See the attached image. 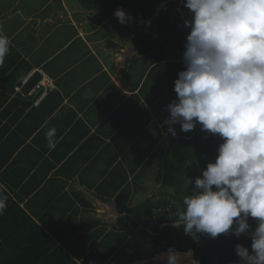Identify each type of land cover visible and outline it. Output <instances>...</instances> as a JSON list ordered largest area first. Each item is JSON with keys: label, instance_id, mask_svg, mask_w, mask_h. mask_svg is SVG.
<instances>
[{"label": "crops", "instance_id": "1", "mask_svg": "<svg viewBox=\"0 0 264 264\" xmlns=\"http://www.w3.org/2000/svg\"><path fill=\"white\" fill-rule=\"evenodd\" d=\"M125 12L121 23L84 0H0L11 41L0 65V264L18 250L20 264H71L64 252L117 264L150 247L137 251L134 230L173 200L159 174L187 132L177 123L173 137L164 121L186 65L168 37L146 50L148 20Z\"/></svg>", "mask_w": 264, "mask_h": 264}, {"label": "clouds", "instance_id": "2", "mask_svg": "<svg viewBox=\"0 0 264 264\" xmlns=\"http://www.w3.org/2000/svg\"><path fill=\"white\" fill-rule=\"evenodd\" d=\"M185 7L193 13L184 22L190 27L186 68L175 80L177 99L167 105L164 123L173 137L172 125L189 132L200 124L223 142L194 186L185 179L191 192L184 195L173 226L193 237L216 238L233 230L240 236L250 228L248 218L256 219L252 251L237 244L236 252L247 264H264V0H186ZM114 15L121 23L129 20L122 8ZM10 46L0 34V65ZM55 133L54 127L45 133L50 149ZM6 207L0 193V214ZM167 264H180L173 249Z\"/></svg>", "mask_w": 264, "mask_h": 264}, {"label": "trees", "instance_id": "3", "mask_svg": "<svg viewBox=\"0 0 264 264\" xmlns=\"http://www.w3.org/2000/svg\"><path fill=\"white\" fill-rule=\"evenodd\" d=\"M84 1L98 7L101 19L115 12L118 8L128 11L138 19H147L146 24L150 32L147 33L146 43H150V45L145 49L148 51L158 47L163 37H168L179 50L185 51L190 27L184 26V19L178 12L173 11L172 6L156 15V5L160 0ZM222 142L218 134H212L202 129L181 134L171 142V152L167 164L159 174V179L174 187L173 200H170L167 209L158 212L156 218L145 220L144 225L147 229L144 227V229L134 230L138 236L150 238V247L143 253H137L131 257L119 256L117 264H126L138 258L152 257L156 253L169 249L175 251L193 249L195 259L199 260L201 264H215L241 259L236 252L237 244L247 247L250 252L252 251V237L244 234L236 236L233 232H228L216 238L206 234H197L196 237H193L185 234L182 226L180 228L170 224L160 226L163 222L175 220V213L178 208L182 207L184 195L191 192V188L188 189L185 186V179L190 178L192 181L190 187L194 186L195 178L202 175L207 163L215 161L218 155V146ZM140 223L141 220L138 219L135 225ZM248 223L250 225L248 230H255L257 220L249 217ZM150 229L153 233H150ZM190 252L192 253V251ZM64 254L72 261L71 264H78L66 252ZM5 264H20V250L12 254Z\"/></svg>", "mask_w": 264, "mask_h": 264}, {"label": "water", "instance_id": "4", "mask_svg": "<svg viewBox=\"0 0 264 264\" xmlns=\"http://www.w3.org/2000/svg\"><path fill=\"white\" fill-rule=\"evenodd\" d=\"M192 17H193V13L188 9V19L191 20ZM173 222L174 221H171V222H163V223L160 224V226L163 227L164 225H167V224L173 225ZM257 223H258V221H257ZM232 232L234 233V230L233 231H229V233H232ZM253 233H254V230H247L246 232H244L242 234L252 237ZM168 251L169 250L162 251L161 252V256L162 257L163 256H167ZM188 251H192L194 260L195 261H198V264H201V262L199 260L195 259L193 249H190ZM175 252H179V251H175ZM182 252H187V251H182ZM144 260L146 262H143ZM144 260L135 261V262H133V264H167V262L165 261L164 258H158L155 255L152 256V257H149V258H145ZM215 264H247V262L239 259V260H234V261H229V262H223V263H215Z\"/></svg>", "mask_w": 264, "mask_h": 264}, {"label": "built area", "instance_id": "5", "mask_svg": "<svg viewBox=\"0 0 264 264\" xmlns=\"http://www.w3.org/2000/svg\"><path fill=\"white\" fill-rule=\"evenodd\" d=\"M174 1H177V2H174ZM175 3H177V4H175ZM185 3H186V0H162L161 5L159 7V10H164V9H167V8L171 7L172 5H174L175 10L173 9V11L178 12L181 15V17L184 19V21L189 20L187 18L188 9L185 7ZM42 83H43V81L41 80L39 83H37V87L38 88L41 87V85H43ZM49 87H53L52 82H49ZM16 89L19 90L20 86H17ZM161 252L156 253L155 256L161 257Z\"/></svg>", "mask_w": 264, "mask_h": 264}, {"label": "bare ground", "instance_id": "6", "mask_svg": "<svg viewBox=\"0 0 264 264\" xmlns=\"http://www.w3.org/2000/svg\"><path fill=\"white\" fill-rule=\"evenodd\" d=\"M179 254V259H180V263L181 264H192L194 258H193V255L190 251H187V252H182V251H179V252H176ZM158 258H164L165 261L167 262V256H159Z\"/></svg>", "mask_w": 264, "mask_h": 264}, {"label": "rangeland", "instance_id": "7", "mask_svg": "<svg viewBox=\"0 0 264 264\" xmlns=\"http://www.w3.org/2000/svg\"><path fill=\"white\" fill-rule=\"evenodd\" d=\"M174 2H177V1H174ZM175 4H177V3H175ZM172 7H173V9L175 10V6L174 5H172ZM142 29V28H141ZM142 31V30H141ZM144 238V237H143ZM137 241H136V244H137V251H138V249H140V248H144L149 242H150V238H144L143 240H141V239H136ZM140 252V251H139ZM143 252V251H142ZM146 258H149V257H146ZM145 258H143V259H139V260H144ZM139 260H136V261H139ZM133 262H135V260L133 261ZM133 264V263H132Z\"/></svg>", "mask_w": 264, "mask_h": 264}]
</instances>
